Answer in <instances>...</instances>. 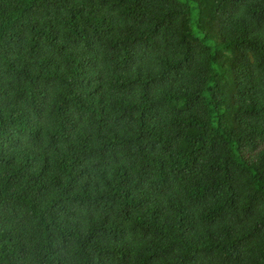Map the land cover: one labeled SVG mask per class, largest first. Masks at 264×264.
Segmentation results:
<instances>
[{
	"label": "trees",
	"instance_id": "obj_1",
	"mask_svg": "<svg viewBox=\"0 0 264 264\" xmlns=\"http://www.w3.org/2000/svg\"><path fill=\"white\" fill-rule=\"evenodd\" d=\"M0 264H264V0H0Z\"/></svg>",
	"mask_w": 264,
	"mask_h": 264
}]
</instances>
